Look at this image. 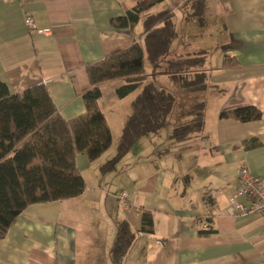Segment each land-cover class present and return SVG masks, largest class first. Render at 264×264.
Here are the masks:
<instances>
[{
	"label": "crops",
	"instance_id": "obj_1",
	"mask_svg": "<svg viewBox=\"0 0 264 264\" xmlns=\"http://www.w3.org/2000/svg\"><path fill=\"white\" fill-rule=\"evenodd\" d=\"M138 1L0 0V81L13 93L44 84L65 119L84 114L83 93L90 88L87 66L143 40L144 18L132 27L111 21ZM182 2L178 0L179 6ZM204 2L206 10L212 7L221 16L224 38L214 65L211 58L205 64L209 87L202 133L173 144L169 137L175 120L157 134L141 137L135 145L145 151L132 147L106 173L100 165L114 152L108 154V149L93 162L78 153L85 192L28 206L0 239V264H114L111 250L118 222L128 220L139 232L143 211L151 212L154 231L138 233L122 264H264V217L227 211L242 165L264 186V0ZM27 13L34 27L26 25ZM186 16V23L195 21ZM196 52L197 47H184L177 54ZM226 55L237 65L223 67ZM152 69L145 67L146 81ZM124 83L119 78L101 84L99 106L113 142L121 138L142 90L120 99L116 89ZM123 106L125 111L120 110ZM245 106L258 108L262 117L241 122L220 116ZM123 112L127 117H111ZM251 138H258L260 145L247 147ZM123 191L132 193L127 207L118 200ZM209 208L212 231L202 234L197 220Z\"/></svg>",
	"mask_w": 264,
	"mask_h": 264
},
{
	"label": "trees",
	"instance_id": "obj_2",
	"mask_svg": "<svg viewBox=\"0 0 264 264\" xmlns=\"http://www.w3.org/2000/svg\"><path fill=\"white\" fill-rule=\"evenodd\" d=\"M162 1L139 0L126 15L111 20L117 27H132L144 18L143 40L87 66L90 88L83 93L86 112L76 118L65 119L59 113L44 84L13 93L7 83L0 81V239L28 206L74 198L87 189L77 166V154L86 153L93 162L113 142L111 128L99 106L102 83L124 79L125 83L116 89L120 99L142 88L133 101L116 153L100 165L103 173L113 170L141 137L157 134L170 122L178 120L169 137L173 144L202 133L209 87V72L205 69L208 55L206 51L172 53L176 34L174 11L165 9L144 15L148 8ZM182 1L178 8L189 4L195 9L186 19H198L203 24L204 0ZM145 58L153 66L152 76L169 75L176 91L155 79L146 81ZM222 65L230 67L237 63L226 55ZM220 116L248 122L260 119L262 112L245 106L223 111ZM260 143L258 138H251L246 146ZM140 221V233L154 231L151 212L143 211ZM139 232L128 220L118 222L111 250L114 264L123 263Z\"/></svg>",
	"mask_w": 264,
	"mask_h": 264
},
{
	"label": "rangeland",
	"instance_id": "obj_3",
	"mask_svg": "<svg viewBox=\"0 0 264 264\" xmlns=\"http://www.w3.org/2000/svg\"><path fill=\"white\" fill-rule=\"evenodd\" d=\"M178 6H179L178 0H163L162 2L157 3L153 7L148 8L144 13L145 14L146 13L147 14L148 13H156V12H159L161 10L172 9L175 13V15L173 17V21L175 24V31H176V34L173 38V42L171 45L172 53L177 54L178 52H180V49H183L184 47L187 48L189 51H194L197 47L198 51H206L207 52V54H206V55H208L207 62L211 58L212 65H214V58L217 56V54L221 53L223 50L222 41L224 38V33L221 31V26L223 23L221 16H219L215 12L214 8L209 7L207 10L205 9V11L203 13V19H202L203 24H201L198 19H196L192 23H186L184 21L183 16L186 14L188 15V14L193 13L195 11V9H193L192 7L191 8L187 7V8L181 9V8H178ZM183 36H184V38H183ZM183 39L184 40L186 39L188 44L185 45V43L183 42ZM148 66H149L150 70L153 68L149 59L145 58V67H148ZM151 79L152 80L156 79L157 83H161L160 85L168 86L169 88L176 91L175 85L168 75H156V76H152ZM107 102L110 105V101L108 100ZM105 104H107V103H105ZM125 108H126V106H123L120 110L125 111ZM107 111H109V108H107ZM121 114L123 116H126V117L128 115L125 112L114 113L113 115L111 114V117L121 116ZM171 120H172V118L170 119V121ZM173 120H175V119H173ZM112 123H115V122L113 121ZM170 124H171V122L168 125H170ZM164 130H166V128ZM159 134L162 135V132ZM119 140H120V137H118V139H116L114 142H112V145L109 148L108 154L111 151L114 153L112 155H110V157L116 153V151H117L116 147H117V143ZM138 144L140 146H142L143 143L140 141V143H138ZM133 147L136 148L137 151L143 150V148L139 147L138 145H134ZM143 151H145V150H143ZM119 165H120V163H119Z\"/></svg>",
	"mask_w": 264,
	"mask_h": 264
},
{
	"label": "built area",
	"instance_id": "obj_4",
	"mask_svg": "<svg viewBox=\"0 0 264 264\" xmlns=\"http://www.w3.org/2000/svg\"><path fill=\"white\" fill-rule=\"evenodd\" d=\"M25 23L29 27H34V18L31 14L27 13L25 16ZM240 182L235 188L233 195L229 198L227 211L232 216H245V217H264V186L262 185L261 178L254 175L246 164L242 165L239 169ZM132 193L123 191L118 195L120 204L124 207L129 205V199ZM244 197L246 201L240 199ZM212 211L208 209V215L204 218L198 219L197 222L203 230H210L209 223Z\"/></svg>",
	"mask_w": 264,
	"mask_h": 264
}]
</instances>
